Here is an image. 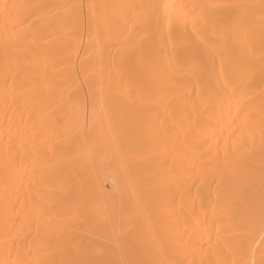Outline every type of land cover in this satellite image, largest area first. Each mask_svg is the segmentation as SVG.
Here are the masks:
<instances>
[{
  "label": "bare ground",
  "instance_id": "obj_1",
  "mask_svg": "<svg viewBox=\"0 0 264 264\" xmlns=\"http://www.w3.org/2000/svg\"><path fill=\"white\" fill-rule=\"evenodd\" d=\"M0 264H264V0H0Z\"/></svg>",
  "mask_w": 264,
  "mask_h": 264
}]
</instances>
